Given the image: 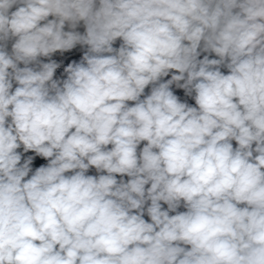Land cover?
<instances>
[{
  "label": "clouds",
  "instance_id": "1",
  "mask_svg": "<svg viewBox=\"0 0 264 264\" xmlns=\"http://www.w3.org/2000/svg\"><path fill=\"white\" fill-rule=\"evenodd\" d=\"M0 264H264V0H0Z\"/></svg>",
  "mask_w": 264,
  "mask_h": 264
},
{
  "label": "crops",
  "instance_id": "2",
  "mask_svg": "<svg viewBox=\"0 0 264 264\" xmlns=\"http://www.w3.org/2000/svg\"><path fill=\"white\" fill-rule=\"evenodd\" d=\"M81 54H82V53H81ZM59 71H61V70H58V73H59ZM178 94H179V95H182V94H183L182 90H178ZM189 102H190V103H194V101H189ZM45 163H46V161H44L43 159L37 157V158L35 159V161H34V167L40 166L41 164H45Z\"/></svg>",
  "mask_w": 264,
  "mask_h": 264
},
{
  "label": "bare ground",
  "instance_id": "3",
  "mask_svg": "<svg viewBox=\"0 0 264 264\" xmlns=\"http://www.w3.org/2000/svg\"><path fill=\"white\" fill-rule=\"evenodd\" d=\"M181 96L183 97V94Z\"/></svg>",
  "mask_w": 264,
  "mask_h": 264
},
{
  "label": "built area",
  "instance_id": "4",
  "mask_svg": "<svg viewBox=\"0 0 264 264\" xmlns=\"http://www.w3.org/2000/svg\"><path fill=\"white\" fill-rule=\"evenodd\" d=\"M147 218V217H146Z\"/></svg>",
  "mask_w": 264,
  "mask_h": 264
}]
</instances>
